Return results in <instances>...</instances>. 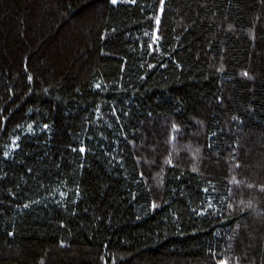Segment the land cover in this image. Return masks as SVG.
I'll use <instances>...</instances> for the list:
<instances>
[{"label":"trees","instance_id":"trees-1","mask_svg":"<svg viewBox=\"0 0 264 264\" xmlns=\"http://www.w3.org/2000/svg\"><path fill=\"white\" fill-rule=\"evenodd\" d=\"M0 264H264V0H0Z\"/></svg>","mask_w":264,"mask_h":264},{"label":"snow or ice","instance_id":"snow-or-ice-1","mask_svg":"<svg viewBox=\"0 0 264 264\" xmlns=\"http://www.w3.org/2000/svg\"><path fill=\"white\" fill-rule=\"evenodd\" d=\"M113 2H115V0H113Z\"/></svg>","mask_w":264,"mask_h":264}]
</instances>
